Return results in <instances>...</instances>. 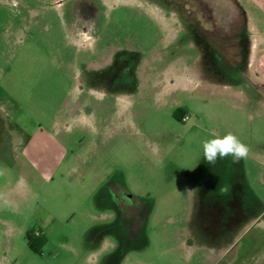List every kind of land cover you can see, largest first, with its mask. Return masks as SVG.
<instances>
[{
	"label": "rangeland",
	"instance_id": "1",
	"mask_svg": "<svg viewBox=\"0 0 264 264\" xmlns=\"http://www.w3.org/2000/svg\"><path fill=\"white\" fill-rule=\"evenodd\" d=\"M262 8L0 0V264H264L217 248L264 231ZM228 132L248 158L206 164Z\"/></svg>",
	"mask_w": 264,
	"mask_h": 264
},
{
	"label": "crops",
	"instance_id": "2",
	"mask_svg": "<svg viewBox=\"0 0 264 264\" xmlns=\"http://www.w3.org/2000/svg\"><path fill=\"white\" fill-rule=\"evenodd\" d=\"M257 4L262 6V9H264V0H257ZM255 50L256 51L252 59V63L254 64L256 73L262 80H264V34L260 36L258 45H256ZM262 156L264 157V154H262ZM239 220L242 221L244 220V218H241ZM239 236L235 237L233 234L227 233L221 237L222 241H219V246H217V248L220 249L222 255L224 253H233L236 257L240 252H242V254H245L246 251L252 253V256L264 254L263 230L255 231L251 233L247 238L245 237L243 240ZM186 238L189 244L193 243L192 236H186Z\"/></svg>",
	"mask_w": 264,
	"mask_h": 264
},
{
	"label": "clouds",
	"instance_id": "3",
	"mask_svg": "<svg viewBox=\"0 0 264 264\" xmlns=\"http://www.w3.org/2000/svg\"><path fill=\"white\" fill-rule=\"evenodd\" d=\"M203 159L208 165H215L218 160L231 157L233 163L247 159L249 147L235 134L228 132L223 136H215L202 142Z\"/></svg>",
	"mask_w": 264,
	"mask_h": 264
},
{
	"label": "flooded vegetation",
	"instance_id": "4",
	"mask_svg": "<svg viewBox=\"0 0 264 264\" xmlns=\"http://www.w3.org/2000/svg\"><path fill=\"white\" fill-rule=\"evenodd\" d=\"M200 9L203 10L202 7H200ZM180 108V107H178ZM116 196H117V200L121 206V209L123 211V214H129L131 220L134 221L136 218L138 217L140 214V205L136 204V197H134L133 195H130L129 192L125 189L122 188V190H118L116 192Z\"/></svg>",
	"mask_w": 264,
	"mask_h": 264
},
{
	"label": "trees",
	"instance_id": "5",
	"mask_svg": "<svg viewBox=\"0 0 264 264\" xmlns=\"http://www.w3.org/2000/svg\"><path fill=\"white\" fill-rule=\"evenodd\" d=\"M184 108H177L174 112V116L178 119H182L185 115ZM26 239L28 246L35 252H40L42 245L46 241V235L42 229L30 228L26 231Z\"/></svg>",
	"mask_w": 264,
	"mask_h": 264
},
{
	"label": "built area",
	"instance_id": "6",
	"mask_svg": "<svg viewBox=\"0 0 264 264\" xmlns=\"http://www.w3.org/2000/svg\"><path fill=\"white\" fill-rule=\"evenodd\" d=\"M188 118V116L185 114L183 117H182V120H186Z\"/></svg>",
	"mask_w": 264,
	"mask_h": 264
}]
</instances>
